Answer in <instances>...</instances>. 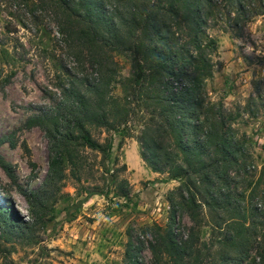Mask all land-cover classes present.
<instances>
[{
    "label": "trees",
    "instance_id": "obj_1",
    "mask_svg": "<svg viewBox=\"0 0 264 264\" xmlns=\"http://www.w3.org/2000/svg\"><path fill=\"white\" fill-rule=\"evenodd\" d=\"M49 1L62 15V34L77 42L79 55L89 54L95 73L91 80L64 84L58 107L26 122L40 125L49 138L39 202L50 189L60 191L67 170L81 179L87 150L101 153L104 161L113 158V135L100 141L94 132L125 134L132 118L146 110L142 157L153 171L180 180L171 192V223L157 225L150 242L154 263L264 264V172L252 164L250 138L234 127L238 115L203 96L213 74L210 55L218 48L208 28L223 19L238 28L262 14L263 0L252 9L257 0H115L110 7L106 0ZM117 56L129 61L128 76ZM9 80L0 79V85ZM7 141L1 138L0 145ZM0 165L13 176L1 153ZM116 194L129 198L127 189ZM180 209L196 226L188 235L174 228ZM10 217L0 207V224L13 222ZM203 219L211 227L205 240L199 231Z\"/></svg>",
    "mask_w": 264,
    "mask_h": 264
},
{
    "label": "rangeland",
    "instance_id": "obj_2",
    "mask_svg": "<svg viewBox=\"0 0 264 264\" xmlns=\"http://www.w3.org/2000/svg\"><path fill=\"white\" fill-rule=\"evenodd\" d=\"M114 1L106 0L107 7ZM259 2H251L250 9ZM61 22L49 0H0V79L10 77L0 85V139L8 138L0 153L13 174L0 165V207L13 220L0 224V264H130L133 259L155 264L150 242L157 225L171 223V192L180 180L153 171L142 157L146 110L132 118L125 134L94 132L100 141L113 135V158L104 161L101 153L87 150L81 179L67 170L60 191L50 189L38 200L49 167V138L40 125L26 122L56 109L64 84L91 80L95 73L89 54L79 55L77 42L62 34ZM231 25L223 19L208 28L218 48L210 55L213 74L203 96L238 115L234 127L240 137L250 138L252 164L264 172V11L238 28ZM117 58L128 76L129 61ZM120 92L118 86L115 93ZM125 189L129 198L116 194ZM193 226L189 212L180 209L175 231L188 235ZM199 229L208 239L206 219Z\"/></svg>",
    "mask_w": 264,
    "mask_h": 264
}]
</instances>
